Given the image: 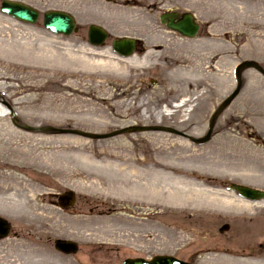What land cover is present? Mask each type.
Masks as SVG:
<instances>
[{"label": "rangeland", "instance_id": "rangeland-1", "mask_svg": "<svg viewBox=\"0 0 264 264\" xmlns=\"http://www.w3.org/2000/svg\"><path fill=\"white\" fill-rule=\"evenodd\" d=\"M10 1L40 17L30 25L0 13V217L11 225L0 240V264H121L157 255L219 264L233 250L264 257V202L228 190L232 183L264 190V76L257 71L241 72L238 96L204 144L160 132L106 140L26 132L13 126L7 110L19 125L36 129L108 134L162 126L200 139L237 86L236 66L253 61L264 69V0H187L208 37L166 42L162 51L128 59L89 46L81 35L44 29L48 10L81 22V0ZM145 16L132 10L121 21L137 17L141 24ZM191 61L201 63L199 73L186 71ZM183 98L186 105L174 108ZM159 167L192 181L215 204L147 211L131 183L147 174L151 183L171 187L172 178L156 175ZM68 191L74 206L61 209L57 196ZM223 225L229 229L219 232ZM168 234L175 237L169 245L162 241ZM59 240L75 242L78 252H56Z\"/></svg>", "mask_w": 264, "mask_h": 264}, {"label": "water", "instance_id": "water-1", "mask_svg": "<svg viewBox=\"0 0 264 264\" xmlns=\"http://www.w3.org/2000/svg\"><path fill=\"white\" fill-rule=\"evenodd\" d=\"M0 11L1 13L17 21L28 23V24H34L38 18L37 11L21 3H17V2L3 1L1 3ZM43 26L45 27V29L49 30L53 34H60V35L67 36V35H70L74 29V21L72 17H70L66 13L58 12V11H50L43 15ZM168 27L172 31L178 32L179 34L187 38L194 37L197 31V26L193 24L191 17H187L185 18L184 21L176 23V24L170 22L168 24ZM103 39H104V36L100 35L99 33L98 39H96V41H91V43L95 45H99L103 41ZM113 45H114L113 47L115 51L119 52L122 57H127L130 55L131 50H132L131 42L119 41V42H115ZM244 69L256 70L258 73L264 76V70L255 62H243L242 64L237 66L236 68L237 88L217 108L215 113L212 115L207 135L200 140H195L193 138H190L188 135L184 133H181L171 128H165V127H155V128L127 127V128L117 130L109 134L98 135V134H92V133H86V132L74 131V130H57L54 128L35 129V128L27 127V126H20L17 124L15 120L13 121V125L25 131L57 132L60 134L75 135V136H79V137L86 138L89 140H104V139H109V138L116 137L122 134H133V133H138V132L158 131V132H164V133H169V134H173L176 136H180L194 143H204L205 141L208 140V138L211 135L215 120L225 110V108L233 101V99L238 95L240 87H241V71ZM230 188L234 192L238 193V195L245 200L252 201V202L264 201V192L254 190L251 188H247L244 186H239V185H231ZM57 203H58V206L62 209L71 207L75 203V194L73 192H65L61 194L60 196H58ZM227 229H228L227 226H223L220 229V232L227 230ZM9 230H10V226L8 222L0 218V238L6 237L7 234L9 233ZM54 247L58 252H61L66 255L75 254L77 252V245L70 241H57ZM122 264H190V263L183 262L172 256H155L149 260L142 259V258H134V259L129 258V259H125L122 262Z\"/></svg>", "mask_w": 264, "mask_h": 264}, {"label": "flooded vegetation", "instance_id": "flooded-vegetation-1", "mask_svg": "<svg viewBox=\"0 0 264 264\" xmlns=\"http://www.w3.org/2000/svg\"><path fill=\"white\" fill-rule=\"evenodd\" d=\"M187 0H81V22L73 16L77 32L84 43L90 45L96 40L99 32L105 35L101 50L112 52V44L116 40L133 42V53L136 57L144 58L148 54L162 51L164 43L192 41L170 31L168 24L182 22L187 15L193 17V22L199 26L195 39H201L202 34L207 38V31L198 19L196 12L187 7ZM77 4V3H76ZM75 4V5H76ZM132 10L145 13V21L136 24L134 19L121 21L122 15ZM166 17L162 23L161 18ZM173 35L170 37V35ZM193 39V40H195Z\"/></svg>", "mask_w": 264, "mask_h": 264}, {"label": "bare ground", "instance_id": "bare-ground-1", "mask_svg": "<svg viewBox=\"0 0 264 264\" xmlns=\"http://www.w3.org/2000/svg\"><path fill=\"white\" fill-rule=\"evenodd\" d=\"M201 63H197L191 61V63L187 66L186 71L199 73L201 71ZM187 100L182 99L177 105H174V108H181L186 105ZM167 112L168 110H163ZM162 112V111H161ZM163 113V112H162ZM39 164H44L43 162ZM160 170V171H159ZM156 175L162 176L166 180L168 178H172L171 187L160 186L158 183H151V179L146 174V177L139 176V181L137 183H131L133 187V193L141 198L139 199L141 202L146 204V210H157L165 208L168 205L172 206H181L184 205L186 207H192L195 209H201L204 207H211L215 203V200L207 201V194H203L201 192H197L195 190V184L192 181H185L184 179H176L172 177V173L166 167H159ZM166 171V173H165ZM124 190L122 185L117 186V190L119 192ZM206 195V196H205ZM138 201V200H137ZM214 201V202H213ZM227 211L236 210L235 206L232 204H225L223 206ZM163 243L169 245L172 241H175V237L172 234H168L165 238L162 239ZM233 250V256L230 257H219V264H264V257L259 256L255 259L250 258H242L238 255H235Z\"/></svg>", "mask_w": 264, "mask_h": 264}]
</instances>
